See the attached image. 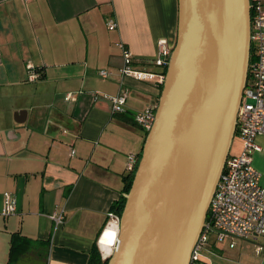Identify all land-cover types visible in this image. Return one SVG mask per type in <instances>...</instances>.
Segmentation results:
<instances>
[{"label":"crops","instance_id":"0c3cea01","mask_svg":"<svg viewBox=\"0 0 264 264\" xmlns=\"http://www.w3.org/2000/svg\"><path fill=\"white\" fill-rule=\"evenodd\" d=\"M177 31L178 0H0V209L5 191L17 203L16 213H0V264H87L94 243L103 258L112 253L116 244L100 240L107 225L118 229L111 205L123 194L127 155H140L147 134L135 114L156 109L158 41L173 47ZM119 42L151 78L122 75ZM28 65L38 79H27ZM122 87L125 109L114 112L103 94ZM257 142L253 164L264 185V135ZM240 146L239 135L231 151ZM60 211L55 228L51 214ZM15 233L29 241L12 261ZM250 242L264 245V237L233 247L211 240L198 264H264Z\"/></svg>","mask_w":264,"mask_h":264},{"label":"water","instance_id":"95a60500","mask_svg":"<svg viewBox=\"0 0 264 264\" xmlns=\"http://www.w3.org/2000/svg\"><path fill=\"white\" fill-rule=\"evenodd\" d=\"M251 0H178L177 38L107 264H191L237 127Z\"/></svg>","mask_w":264,"mask_h":264},{"label":"built area","instance_id":"2783aa9c","mask_svg":"<svg viewBox=\"0 0 264 264\" xmlns=\"http://www.w3.org/2000/svg\"><path fill=\"white\" fill-rule=\"evenodd\" d=\"M250 52L253 50V59L249 60L248 78L243 90L241 103L237 111V129L241 137V146L238 151H230L211 198L205 225L203 226L191 252V264H198L202 251L211 240L227 241L230 247L235 246L238 239L256 240L264 237V185L261 183V174L253 164L254 154L262 147L257 142L259 135H264V1L253 0L251 3ZM109 29L116 27V21L108 18ZM122 50L124 65L120 68L122 75L133 76L137 79H149L153 75L150 71L134 68L131 65L132 51L123 43H118ZM172 46L166 39L158 41V53L154 60L156 65L167 68ZM27 79L34 81L40 77V72L28 65ZM101 77H108L110 71L98 70ZM160 82L164 81L165 72ZM71 93H67L69 98ZM110 103L114 112L125 109L127 91L124 87L114 95L103 94ZM155 109L147 106L135 114V120L148 132L154 122ZM74 153V150L71 151ZM139 156L129 153L125 168L128 173L135 172ZM3 204L0 213L9 216L16 213L17 203L15 196L5 191L2 193ZM110 217L119 221L115 212ZM54 227L57 228L64 220L63 213L51 214ZM255 249L264 252V245L256 243Z\"/></svg>","mask_w":264,"mask_h":264},{"label":"trees","instance_id":"16d2710c","mask_svg":"<svg viewBox=\"0 0 264 264\" xmlns=\"http://www.w3.org/2000/svg\"><path fill=\"white\" fill-rule=\"evenodd\" d=\"M253 2V0H251V3ZM253 14V10L251 8V16ZM253 50L251 48V52H250V61H252L253 59ZM164 72H166V67H164ZM162 89V86L160 87ZM161 91V90H160ZM238 134V129L236 128L235 131V135ZM234 135V136H235ZM231 151V150H230ZM141 156V153L139 155V158ZM134 173L135 172H130L127 173L124 176V187H123V194L117 199L115 200L112 205H111V210L113 212H115L118 216H120L124 203H125V196L124 193L128 192V190L130 189L133 177H134ZM29 241L27 240V238L23 235H20L18 233H15L13 235V241L11 243L10 246V259L13 261L16 259L17 257V253H20L22 251V249L26 246V242ZM108 262V257L107 258H103L102 254L100 253V250L98 248V245L96 243L93 244L91 251H90V256H89V261L87 264H107Z\"/></svg>","mask_w":264,"mask_h":264},{"label":"bare ground","instance_id":"6f19581e","mask_svg":"<svg viewBox=\"0 0 264 264\" xmlns=\"http://www.w3.org/2000/svg\"><path fill=\"white\" fill-rule=\"evenodd\" d=\"M112 225H114L112 222L110 223ZM109 227H106L103 234H102V237H101V240H100V243L103 244L105 247H108L106 246L107 245H115L117 243V228L116 227H113L111 225H107ZM104 247V248H105ZM108 252V251H106Z\"/></svg>","mask_w":264,"mask_h":264},{"label":"rangeland","instance_id":"374dc122","mask_svg":"<svg viewBox=\"0 0 264 264\" xmlns=\"http://www.w3.org/2000/svg\"><path fill=\"white\" fill-rule=\"evenodd\" d=\"M238 138H239V135L236 134V135L234 136V139H233L232 148H233V146L236 145V143L238 142ZM253 242H257V241H253ZM253 242L248 243L252 248L256 245V243L253 245ZM253 249H255V248H253ZM253 249H252V250H253Z\"/></svg>","mask_w":264,"mask_h":264}]
</instances>
